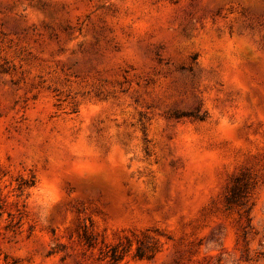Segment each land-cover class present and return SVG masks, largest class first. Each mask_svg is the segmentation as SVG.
Segmentation results:
<instances>
[{"label": "rangeland", "instance_id": "374dc122", "mask_svg": "<svg viewBox=\"0 0 264 264\" xmlns=\"http://www.w3.org/2000/svg\"><path fill=\"white\" fill-rule=\"evenodd\" d=\"M0 264H264V0H0Z\"/></svg>", "mask_w": 264, "mask_h": 264}, {"label": "trees", "instance_id": "16d2710c", "mask_svg": "<svg viewBox=\"0 0 264 264\" xmlns=\"http://www.w3.org/2000/svg\"><path fill=\"white\" fill-rule=\"evenodd\" d=\"M249 183L247 181H240V182H234L231 184L228 190L227 194V205L229 208L232 206H242L244 205V200L247 197V193L249 191ZM244 207V206H242ZM248 220H250V217H248ZM249 224V222H248ZM243 235L246 238L248 236V231L243 230ZM137 255L141 257V252H138Z\"/></svg>", "mask_w": 264, "mask_h": 264}, {"label": "bare ground", "instance_id": "6f19581e", "mask_svg": "<svg viewBox=\"0 0 264 264\" xmlns=\"http://www.w3.org/2000/svg\"><path fill=\"white\" fill-rule=\"evenodd\" d=\"M229 74H230V72H229ZM226 75L227 76V78H228V80H230V81H233V77H232V74H230V75ZM234 75V74H233ZM221 77H222V75H221ZM235 80V79H234ZM232 83H236L235 81L234 82H232ZM232 83H229L230 85L232 84ZM233 85V84H232Z\"/></svg>", "mask_w": 264, "mask_h": 264}]
</instances>
